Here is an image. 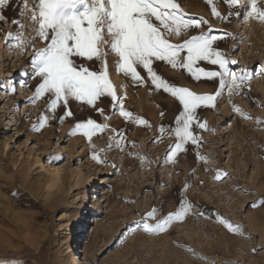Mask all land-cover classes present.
<instances>
[{
  "label": "rangeland",
  "instance_id": "1",
  "mask_svg": "<svg viewBox=\"0 0 264 264\" xmlns=\"http://www.w3.org/2000/svg\"><path fill=\"white\" fill-rule=\"evenodd\" d=\"M178 2L189 14L186 18L207 19L212 35L219 36V29L232 34L217 46L238 61L230 65L237 74L244 66L256 71L264 65V23L244 15L218 19L206 0ZM214 3L227 14L223 0ZM21 7V0H9L0 8L6 17L0 21V264H72L84 243L89 246L86 264H264V204L259 203L264 197V75H254L231 97L225 89L215 107L199 108L198 118L208 129L197 127L199 144L189 143L175 156L177 139L170 129L181 107L178 101L148 84L133 86L115 71L110 72L113 82L125 85L124 107L150 126L125 121L119 111L113 114L105 98L99 106L108 121L73 102V117L61 123L58 109L57 119L33 131L42 115L52 114L47 99H29L37 84L30 75L31 44L22 53L14 47L16 41L5 43L8 32L19 31L13 20L25 25V36H32L29 14L24 10L21 15ZM198 34L189 30L181 39ZM171 40L181 42L175 36ZM198 66L218 67L204 61ZM154 67L165 79L198 93L218 87V82L196 81L164 62ZM21 80L27 85L21 86ZM89 116L109 124L110 130L92 137L97 150L108 149L99 152L107 163L92 159L82 134L68 135ZM113 130L122 134L123 150L115 147L120 140L109 139L117 135ZM53 154L64 158L53 162ZM217 170L228 175L216 180ZM181 199L193 207L184 221H173L165 232L146 233L134 223L155 208V218L148 219L154 224L177 211ZM217 216L242 225L243 235L229 232Z\"/></svg>",
  "mask_w": 264,
  "mask_h": 264
},
{
  "label": "snow or ice",
  "instance_id": "2",
  "mask_svg": "<svg viewBox=\"0 0 264 264\" xmlns=\"http://www.w3.org/2000/svg\"><path fill=\"white\" fill-rule=\"evenodd\" d=\"M9 0H0V8ZM211 7L212 15L218 19L229 21L233 16L242 15L247 19H256L264 23V5L260 0H223L228 7L227 14H221L214 0H206ZM21 15L27 10L31 20V38L24 35L25 25L19 20H13L19 31L8 32L5 35L6 45L14 40V47L22 53L31 44L32 53L29 61L32 67L30 74L36 79L34 95L30 101L39 98L47 99L46 110L51 116L42 115L39 124L32 126L33 131H40L45 124L57 119V110L63 114L58 117L62 123L67 118L73 117L70 107L73 102H78L88 111L103 116L105 121L110 117L105 116V109L99 104L107 98L113 114L119 115L125 121L135 122L150 126L149 122L134 114L124 107L126 92H121L125 85L113 82L110 72L115 71L133 86L148 84L153 90L162 91L178 101L180 107L175 117V127L170 129L171 134L177 139L174 145L175 156L181 151H186L190 143L197 146L200 138L195 134L197 127L207 130L206 122H201L197 110L201 107H215L216 100L227 89L229 96L238 94L241 86L246 85L256 74L264 75V65L256 71L244 66L237 72L230 65H237L238 61L229 59L217 44L227 36L226 30H216L219 36L212 35V26L204 17L186 18L178 0H33L29 6L28 0H21ZM235 8L244 9V13L234 11ZM6 17L0 12V21ZM207 29V31L205 30ZM197 30L198 35L182 38V33ZM177 37L181 42H172L171 37ZM36 42L43 43L37 47ZM110 57L113 58L110 69ZM204 61L216 70H206L199 67V62ZM164 62L173 69L186 70L196 81L206 78L218 82V87L213 93H198L186 86H178L158 74L154 64ZM146 73V75H142ZM21 86L27 85L26 80H21ZM236 112H242L234 106ZM164 116V112L160 113ZM247 117V114H245ZM109 129L106 122L100 124L91 116L78 120L68 135L82 134L87 138L92 149V159L97 163H107L101 159L99 152L108 149H96L92 144V137L97 132ZM161 126L160 132H165ZM110 140H120L115 147L123 150L122 134ZM113 145H109V149ZM172 146L167 151H171ZM64 156L53 154V162L63 160ZM204 160L205 157H199ZM115 167V165H113ZM217 170L216 180L226 177ZM256 201L250 206H256ZM259 203L264 204V197ZM193 205L181 199L177 211L169 212L163 219L156 220L154 224L148 219H154L156 209L148 212L140 221H135L138 229L146 233H163L173 221H184ZM202 215V213H197ZM218 222L229 232L239 233L242 225L233 224L226 218L217 216ZM191 250V249H190ZM259 249L253 248L255 252Z\"/></svg>",
  "mask_w": 264,
  "mask_h": 264
},
{
  "label": "bare ground",
  "instance_id": "3",
  "mask_svg": "<svg viewBox=\"0 0 264 264\" xmlns=\"http://www.w3.org/2000/svg\"><path fill=\"white\" fill-rule=\"evenodd\" d=\"M52 185H53V183H52ZM88 255H89V246L87 243H84L83 246L81 247V249L78 251V254L75 255V258L72 261L73 262L72 264H86V261L88 259Z\"/></svg>",
  "mask_w": 264,
  "mask_h": 264
}]
</instances>
